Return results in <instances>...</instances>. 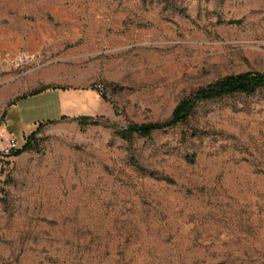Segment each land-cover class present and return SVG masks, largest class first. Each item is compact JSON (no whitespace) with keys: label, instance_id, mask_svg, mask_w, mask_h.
Masks as SVG:
<instances>
[{"label":"rangeland","instance_id":"obj_1","mask_svg":"<svg viewBox=\"0 0 264 264\" xmlns=\"http://www.w3.org/2000/svg\"><path fill=\"white\" fill-rule=\"evenodd\" d=\"M245 70L264 71V0H0V87L27 93L3 140L109 119L46 122L0 159V264H264V88L115 132Z\"/></svg>","mask_w":264,"mask_h":264},{"label":"trees","instance_id":"obj_2","mask_svg":"<svg viewBox=\"0 0 264 264\" xmlns=\"http://www.w3.org/2000/svg\"><path fill=\"white\" fill-rule=\"evenodd\" d=\"M46 87L48 86L36 88L30 94L39 92ZM260 88H264V71L245 70L241 72L229 73L196 88L190 94L183 97L175 106L169 118H166L164 120H154L146 122H131L125 127L116 128L115 132L127 139H130L134 135V133H138L141 135H150L155 130L166 128L179 122L186 121L192 113L196 104L201 100L219 99L227 95H233L235 93L252 94ZM101 94L104 99H108L105 96L104 91H101ZM26 95L27 93L17 96L11 101V103H14L17 98ZM4 115L5 111H3L2 113V116ZM66 119L76 120L82 126L93 124H109V119L103 114L69 115L63 113L61 117L57 119H49L46 122H55ZM46 122H40L37 128L32 130L26 136L24 143L14 150V153L20 154L26 150L34 148L38 142L37 133L43 128ZM150 173L158 178L173 181V179L168 175L157 174L155 173V171H150Z\"/></svg>","mask_w":264,"mask_h":264},{"label":"crops","instance_id":"obj_3","mask_svg":"<svg viewBox=\"0 0 264 264\" xmlns=\"http://www.w3.org/2000/svg\"><path fill=\"white\" fill-rule=\"evenodd\" d=\"M0 83H1V81H0ZM17 89H18V85L14 84V83H6L0 87V149H2L7 144V140H3V138H4L3 133H4V130H6V128L2 129L4 127L3 125H5V121H6L5 118L2 120V117L6 116L7 108L2 109L1 104L3 102H6V100H9V99H10V101L13 100L14 98L12 99V97H14V95L16 94ZM19 98H17L14 103H10L9 105H7V107L17 103V100ZM2 110L5 111L4 116H2V113H3ZM55 119H57V118H55ZM10 137H12V136L10 135L8 137V139Z\"/></svg>","mask_w":264,"mask_h":264},{"label":"built area","instance_id":"obj_4","mask_svg":"<svg viewBox=\"0 0 264 264\" xmlns=\"http://www.w3.org/2000/svg\"><path fill=\"white\" fill-rule=\"evenodd\" d=\"M28 61V56L25 54H22L18 57L19 64H24ZM17 147L18 144L16 138L10 137L7 141V144L2 149H0V159H7Z\"/></svg>","mask_w":264,"mask_h":264}]
</instances>
